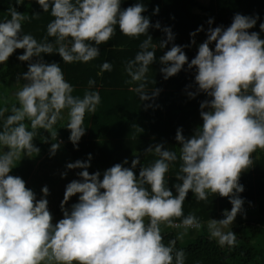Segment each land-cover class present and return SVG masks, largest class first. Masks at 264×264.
I'll return each instance as SVG.
<instances>
[{
	"label": "clouds",
	"instance_id": "1",
	"mask_svg": "<svg viewBox=\"0 0 264 264\" xmlns=\"http://www.w3.org/2000/svg\"><path fill=\"white\" fill-rule=\"evenodd\" d=\"M36 2L54 17L47 24L44 42L23 32L22 21L32 17L24 16L16 7L8 9L10 19L0 20V65L6 64L17 49L24 50L18 60L28 62V70L17 74V82L26 81L15 92L17 103L10 109L0 107V264H185L186 254L183 249H175L176 242L188 229L202 227L194 214L184 215L183 205L190 191L197 201H207L209 194L229 199L232 208L223 210L225 218L212 219L208 229L209 238L220 247H234L235 232H223L218 225L227 228L238 214L246 217L245 201L239 195L245 191L240 177L252 166V154L264 151V22L259 24L260 32L250 31L259 14L237 12L227 27H212L215 18L210 17L206 39L189 61L184 49L196 45L195 37L205 31L204 26L190 33V44H175L172 28L162 27L160 21L153 24L143 14L147 8L141 0L126 8L122 7L123 0ZM15 3L23 5L25 0ZM159 11L157 5L152 14ZM34 17L39 18V12ZM153 27L166 34L159 48L167 50L158 58L157 45L149 35ZM117 28L129 38L147 37L125 65L131 78L125 83H137L134 90L140 100H154L161 92L159 88L151 95L145 91L149 66L157 59L164 80L187 65L186 70L194 72V83L185 89L187 95L194 99L205 93L208 97L200 103L202 124L191 136L184 135L182 126L177 128L179 157L165 143L149 145L144 155L154 152L158 159L148 166L141 164L140 155L135 153L130 166H126V157L103 173L88 171L91 153L87 160L67 163L66 169L83 171L77 173L81 179L66 185L60 204L63 217L54 222L47 199L49 187L43 186V195L37 199L35 191L21 176L12 175V170L17 167L16 161L40 153L34 143L38 129L50 133L43 141H55L49 156L56 155L63 141L58 140L54 125L63 119L64 110L69 140L78 150L86 133V113H96L101 96L90 90H85L83 97L74 96V86L65 79L60 63L45 61L43 54L58 53L67 64L88 63L100 55L99 46L107 44ZM48 37L54 40L49 42ZM69 38L70 43H66ZM106 71H112L109 61L100 65L98 75ZM88 84L91 89L96 81L90 79ZM150 107L153 105H144L145 110ZM177 159L181 161L177 182L169 187L166 173ZM67 174L61 173V177ZM77 194L78 201L67 207ZM161 225L185 231L166 245Z\"/></svg>",
	"mask_w": 264,
	"mask_h": 264
},
{
	"label": "trees",
	"instance_id": "2",
	"mask_svg": "<svg viewBox=\"0 0 264 264\" xmlns=\"http://www.w3.org/2000/svg\"><path fill=\"white\" fill-rule=\"evenodd\" d=\"M217 1L216 5L211 4L206 8L205 15H199L192 13L193 7L198 5L197 0H141L146 8L152 9V12L159 5L160 11L156 15L152 14L151 21L153 24L160 21L162 27H171L175 33V44H190L192 40L190 33L201 25L204 26L205 31L197 33L195 37L196 45L184 49L189 61L197 54L199 43L206 39V30L209 27L207 21L210 17L215 18L212 27L219 25L227 27L231 24L233 17H224V11L244 9L249 16L259 14L256 26L250 31L260 32L259 24L264 22V2L257 4L255 2L257 0H246L242 5H224L222 4L223 0ZM135 2L136 0H123L122 7L126 8ZM10 7H16L17 11L24 16L32 17L24 20L25 26L47 23L45 20V22L37 21L38 18L34 17V13L42 9L36 0H25L23 5H17L15 0H0V20L10 19L8 12ZM149 33L153 37V44L157 45L156 56L158 58L167 50L159 48L160 40L166 39V34L161 29L154 27L149 29ZM261 37L264 38V32H261ZM144 39L146 37L143 35L139 38L124 36L117 28L112 39L107 44L99 46L105 53L103 62L109 61L112 64V71L98 75L103 62L93 65L95 76L89 78L88 81L94 79L96 84L91 89L88 81L84 79L68 81L73 86L80 85L79 87H81L74 88V96L82 95L83 97L86 89L98 91L101 96V103L97 106L96 113L93 115L86 113L83 125L86 128V133L79 142L78 150L69 140L70 134L66 133L69 131L66 128L67 124H58V129L65 140V146L76 160H87L88 154H92L89 172L99 170L103 173L105 169L115 163L122 162L126 157L129 160V164L126 166H130V159L138 151L141 164L148 166L158 157L154 152L145 156L143 150L155 143H165V147L170 151H175L179 157L180 145L176 144L175 140L177 128L182 126L184 135L191 136L194 129L202 124L200 103L208 97L205 93L199 94L194 99L187 95L186 86L194 83V72L187 71V65H185V70L167 80H164L163 74L159 72L162 65L158 59L150 65L145 91L151 95L155 88H159L161 92L154 100L145 101L140 100L138 93L134 90L137 83H125L131 79L125 70L121 68L115 70L118 65H124L125 68L126 62L133 59L140 51V44ZM171 43L168 45L169 48ZM115 50L120 55V61L117 63L112 61V54ZM23 51V49H17L6 63L5 68L0 70V86L7 77L23 73L26 61H20L17 58ZM93 72L90 73L93 74ZM20 81L26 82L23 79ZM98 86L100 87L98 88ZM190 90L194 91L195 88ZM12 104L4 102L0 107L6 106L10 109ZM145 104H152L153 107L145 110ZM8 114L10 113L5 115ZM45 137H50L49 132L38 129L34 143L41 151L38 155L34 153L36 159L42 158L50 147V141L48 143L43 141ZM252 160V166L240 177V183L244 185L245 191L239 195L245 201L243 208L246 211V217L244 213L238 214L239 221L227 231H234L236 234L234 247H220L215 239L209 238V229L205 225L207 221L214 219L220 211L232 208L229 199L209 194L207 201H197L194 194L189 192L183 205L184 215L194 214L202 227L187 244L181 243L180 240L176 242L175 249H183L186 254L185 264H264V247H261L257 242V238L264 234V151L254 152ZM180 163L181 161L177 159L170 165L165 177L167 186L172 187L177 182L175 176L179 171ZM80 170L83 171V169ZM139 170L138 166L135 169L137 175ZM146 187L148 186L146 185ZM172 190L175 195V189ZM252 204H256L255 210L247 208ZM174 222L180 223V220ZM190 231L194 233V229H190ZM162 232L164 233L163 242L166 245L177 236L174 228H166Z\"/></svg>",
	"mask_w": 264,
	"mask_h": 264
},
{
	"label": "crops",
	"instance_id": "3",
	"mask_svg": "<svg viewBox=\"0 0 264 264\" xmlns=\"http://www.w3.org/2000/svg\"><path fill=\"white\" fill-rule=\"evenodd\" d=\"M245 1L246 0H223L222 4H224V5L241 4L242 5ZM197 2H198V5L193 7L192 13L199 14V15H205L207 13L206 8L209 7L211 4L216 5L218 1L217 0H197ZM255 2L257 4H259V3H262L264 1L257 0ZM145 5H147V4H145ZM237 12L244 14V15H247V11L244 9H229L227 11H224V17H234V14ZM152 13H153L152 9L147 8V11L143 14L145 16H149L152 19ZM52 19H54V17L51 16L50 10H49V12H43V9H41V10H39V18L37 21H40V22L47 21V23H41V24L35 23V24L29 25V26H25L24 21H22L23 22L22 23L23 32L26 34H31L38 42H44L45 37L47 35V24ZM149 35H151V34L149 33ZM53 40H54V38L48 37L49 42H51ZM66 43H70V38H69V41H66ZM100 46H103V45H100ZM104 54H105L104 50L101 49L100 55L96 59H94L88 63L75 62V63H70V64L64 63L62 61V58L60 57V55L58 53H55L52 55L43 54V57H44L45 61H47V62L55 61V62L60 63V67L62 68L65 79L67 81L82 80V79H84L85 81H88L89 78H94V76H95V73L93 72V69H92L93 65H97V64H99V62H103V59L105 58ZM112 56H113L112 61L114 63H117L120 61V55L118 52H116V50L113 52ZM27 65H28V62L26 61V66L23 67L24 70L22 72H25L28 70ZM5 66H6V64L0 65V70L5 68ZM120 68L125 70L124 65H118L117 67H115V70H120ZM90 72H93V74H91ZM88 76H92V77H88ZM16 80H17V75H12V76L7 77L5 79V81L2 83L1 95L3 97L2 100L4 102L17 103L16 97H15V92L20 87H22V85L24 83L21 81L17 82ZM79 86L80 85H74V88L75 87L81 88ZM99 87L100 86H98V88ZM79 97H82V95H79ZM62 115H63V119L58 120L57 123L54 125V128L59 133L58 140L63 141L59 150H66L69 154H71L69 149L65 146V140L62 138L61 132L58 129V124H67V122H68L67 110H64ZM25 123H26V121H25ZM66 133L70 134V130ZM45 155H47V154H44L43 157ZM71 161H73V162L76 161V159L74 158V156L72 154H71ZM245 208H246V206H245ZM247 208H250V210H255L256 204L249 205ZM161 229L165 230L166 227L164 225H161Z\"/></svg>",
	"mask_w": 264,
	"mask_h": 264
},
{
	"label": "rangeland",
	"instance_id": "4",
	"mask_svg": "<svg viewBox=\"0 0 264 264\" xmlns=\"http://www.w3.org/2000/svg\"><path fill=\"white\" fill-rule=\"evenodd\" d=\"M1 92H2V88L0 86V106L4 104V101L2 100L3 97L1 95ZM17 106L19 105L17 104ZM26 123L28 122L26 121ZM49 141H50V146L51 143L55 142L51 140ZM49 149L47 150V152H45V154L47 155H45L41 159H36L35 157L28 158L27 156H25L21 162L16 161L17 167L13 168L11 174L21 176L27 182V187L35 191V193L37 194V199H39L43 195L41 192L42 187L45 185L49 187L50 195L47 197V199L49 201V209L54 216V222H55L63 217L60 204L64 198L66 185L74 179H81V177L77 176V173L80 172L81 170L79 168L72 170L66 169V164L69 162H73L71 161V154H69L66 150H58L55 156L50 157ZM135 154L140 155L139 151ZM33 155L35 156V154ZM133 158L134 155L132 159ZM132 159H130V163ZM65 171H67L68 174L65 178H62L61 173ZM78 195L79 194L73 196L69 200L67 207L70 208L73 203H76L78 201ZM220 212L214 219L220 220L225 218L222 213L223 211ZM239 219L240 218L237 215L236 220L232 225L236 224L239 221ZM209 222L210 220L207 221L205 225L208 226ZM232 225H229L227 228L219 225L218 227H221V230L223 232H227ZM174 229L177 234L185 231L182 227L174 228ZM197 231L199 230L194 229V233H191L190 229L187 230L186 235H184V238L180 240V242L183 244H187L193 239L192 237L194 236V234H196ZM257 242L261 247H264V234H261L257 238Z\"/></svg>",
	"mask_w": 264,
	"mask_h": 264
}]
</instances>
